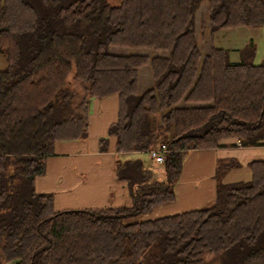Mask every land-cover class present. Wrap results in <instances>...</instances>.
Instances as JSON below:
<instances>
[{"label":"trees","instance_id":"16d2710c","mask_svg":"<svg viewBox=\"0 0 264 264\" xmlns=\"http://www.w3.org/2000/svg\"><path fill=\"white\" fill-rule=\"evenodd\" d=\"M237 27H264V0H0V264H264V160L232 184L221 178L237 162L217 161L210 202L144 217L174 200L188 152L224 139L264 147V60L253 63L251 42L236 63L211 44ZM143 67L152 83L139 93ZM113 95L107 136L130 205L55 210L52 194L34 189L45 159L56 142L84 141L89 100ZM161 145L158 180L133 156Z\"/></svg>","mask_w":264,"mask_h":264},{"label":"crops","instance_id":"0c3cea01","mask_svg":"<svg viewBox=\"0 0 264 264\" xmlns=\"http://www.w3.org/2000/svg\"><path fill=\"white\" fill-rule=\"evenodd\" d=\"M222 30L232 29L216 31L212 35V43L215 48L225 50V45L229 46L227 42L214 44L220 39L217 34ZM229 61L238 62L235 57ZM117 107L115 95L90 99L87 138L84 141L56 142L53 145V155L45 159V172L35 179L34 189L37 193L52 194L55 210L130 205L125 183L115 178L114 139L107 136L108 127L116 121ZM100 140L107 141L105 152L99 151ZM236 142L234 139H224L218 149L188 152L173 188L174 200L153 207L144 217L180 213L210 202L214 196L217 161L234 160L238 164L237 168L224 174L222 184L249 181L250 172L246 164L252 160H264V147L240 148Z\"/></svg>","mask_w":264,"mask_h":264},{"label":"rangeland","instance_id":"374dc122","mask_svg":"<svg viewBox=\"0 0 264 264\" xmlns=\"http://www.w3.org/2000/svg\"><path fill=\"white\" fill-rule=\"evenodd\" d=\"M206 5L202 3L195 14V34L198 41L199 49L201 52H205L208 46V31L205 29L203 32H200L199 25L201 21L205 20L206 17ZM202 33V34H200ZM217 36H219V40H216L215 36V45H218L220 42H227L229 46L225 45V48L228 50L229 59L235 57L237 61L240 59V53L244 49L243 45L246 46L248 43H252L255 48V53L253 56V63L258 64L262 60H264V27L260 29H250L247 30H222V32H218ZM211 44L213 45L212 41ZM225 49V50H226ZM109 52L115 55H137V54H146L148 51L137 50V49H123V48H111ZM228 59V60H229ZM230 62V61H229ZM5 66V61L2 56H0V69H3ZM152 83L151 74L148 67H143L139 70L138 73V88L137 91L141 93L145 88L149 87ZM71 87L77 89L76 85L71 84ZM133 157H138L145 166L149 167L154 172V178L161 180L163 178L162 175V167L160 164H157L146 154L134 155ZM207 260L212 258L211 255H207L205 257Z\"/></svg>","mask_w":264,"mask_h":264},{"label":"built area","instance_id":"2783aa9c","mask_svg":"<svg viewBox=\"0 0 264 264\" xmlns=\"http://www.w3.org/2000/svg\"><path fill=\"white\" fill-rule=\"evenodd\" d=\"M166 152L165 146L161 145L155 150L148 152V156L154 160L155 163L161 164L163 162V154Z\"/></svg>","mask_w":264,"mask_h":264}]
</instances>
